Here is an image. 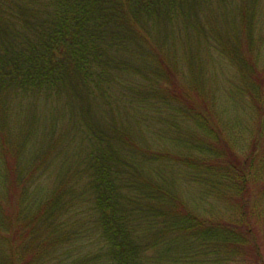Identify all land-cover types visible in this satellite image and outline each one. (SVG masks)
I'll list each match as a JSON object with an SVG mask.
<instances>
[{
  "label": "trees",
  "instance_id": "obj_1",
  "mask_svg": "<svg viewBox=\"0 0 264 264\" xmlns=\"http://www.w3.org/2000/svg\"><path fill=\"white\" fill-rule=\"evenodd\" d=\"M212 4L0 0V190L6 181L11 206L0 203V264L5 258L4 264H48L55 255L61 259L54 264H264V62L249 51L235 55L243 86L236 87L237 96L251 106L252 116L247 145L241 146L219 123L213 126L210 118L217 116L196 88L199 80L193 93L181 82L178 64L185 68L195 57L170 63L158 43L163 34L174 42L185 15ZM240 8L243 51L252 44L249 26L256 18L249 5ZM119 69L127 73L122 86L114 78ZM161 97L183 110L163 112ZM179 119L200 121L186 142L178 139ZM154 141L163 149L153 148ZM51 156L64 157L61 164L87 181H63L65 189L57 187L30 207L27 183ZM27 164L30 177L18 170ZM167 170L181 174L184 183L200 178L211 215L188 206L171 187ZM8 182L15 185L10 195ZM73 205L89 213L75 209L74 221L60 219ZM66 246L76 247L69 252Z\"/></svg>",
  "mask_w": 264,
  "mask_h": 264
},
{
  "label": "rangeland",
  "instance_id": "obj_2",
  "mask_svg": "<svg viewBox=\"0 0 264 264\" xmlns=\"http://www.w3.org/2000/svg\"><path fill=\"white\" fill-rule=\"evenodd\" d=\"M210 1H213V4L211 6L207 7L209 4L207 6L203 5L195 11L193 10L185 15L186 20L180 21V26L184 29L182 35L178 36L174 42H171L168 38L165 37V34H163L160 40H158V43L162 48V53H164L166 61L168 60L170 62L173 60L175 62L182 63V58L186 55H188L186 57L188 59L190 56L195 57V61L189 64L186 63L185 68H181V65L178 64V70L180 69L181 72L179 74L181 82L187 85H191V93H193V91L195 90L193 88L195 84L193 83L195 80L198 79L201 85H196V88H201V92L209 100V105L207 104L208 102L206 103L207 107L209 108L211 113L213 112V114L217 116L210 118L213 126L219 123L218 126L222 127L223 134H230L236 144L239 143L240 145L241 143V146H246L247 138L249 136H247L248 132L245 129L249 128L251 125V106L248 105L246 100L244 102L242 101L243 103L240 102V98L237 96L238 91L241 90L236 89V87L239 86L240 88H243V86L239 85L237 76L238 72L236 70L235 60L240 59L238 57L239 52L245 53L249 51L253 52L256 58L259 57L257 62H264V0H255L254 5L252 4V0H249L250 3H248L247 0ZM243 4H247L250 8H252V10H255L256 20L254 24L249 26L252 44L248 47V50L246 49L242 51L241 45L239 43V38H241L240 35L242 32V10L240 7H242ZM237 37L238 44L240 45L239 50L238 47L234 45ZM124 42L125 41H121V43L118 45L119 48L123 46ZM229 54L238 56H235L234 60H231ZM114 55L120 57V51L114 50ZM117 62L119 64V67L123 66L120 60L117 59ZM240 63L242 65L241 68L245 69L246 66L243 61H240ZM190 68H192V71L190 70ZM238 74L240 78V71ZM126 75V71H122L119 69L115 71L114 78L118 80L120 82V85L122 86L126 84ZM130 82L133 85L138 84V82L135 80H130ZM178 82L180 81L178 80ZM191 95L196 96L195 94ZM194 100L199 101L196 99ZM238 101L240 103H238ZM135 102L137 103V101ZM164 103L165 98L161 97L160 104L163 105L161 106V108H163V112L169 109V107H173V110L177 111H179L178 109L181 108V104L174 103V101H172L171 105L169 106L165 105ZM139 106L143 108V106L146 105ZM136 110H140L138 106L136 107ZM123 112H126V110H123ZM118 116L124 117L121 112L118 114ZM128 116L133 117L131 116V113H129ZM173 121L176 125L177 120L175 119V117ZM183 121L180 119L178 120V124L181 125L183 129L182 135L179 134L178 139H183L185 140L184 142H186L188 141V138L191 139L194 134L193 130L191 131V128H197L198 124H200V121L196 119V121L192 120L189 121L187 124L186 121ZM127 124L130 126H134V123L132 121L128 122ZM197 133L201 134V130H199V132ZM110 134L117 135V133ZM171 136L175 137L173 136V132ZM146 139L148 143H150L149 137H146ZM152 147L158 150L163 149L161 141H154ZM175 147L178 148V152L183 153L182 141H178L177 143H175ZM174 152H176L175 148H173L172 150V153ZM63 158L64 157L61 156H51V161L49 162L47 168L44 170L40 169V171H37L31 178L32 181H28V203L30 207H35L38 203L42 202L46 198V196L54 192L57 187L62 186L65 189L66 184L70 183V180H76L77 183L80 184H84L87 181V178H85L84 175H80L76 172L72 173V166H63V164H61ZM259 158L260 157H258L257 159L260 161ZM260 162L263 163V161ZM153 163L154 165L158 164V162ZM175 165L179 167L178 164ZM27 166L28 167L18 169L19 174H23V176L26 175L27 177H30L32 173L30 172V174H28L29 170L27 168L31 167V164H27ZM169 167H171V164H169ZM64 169H69L70 173H64V175H61L60 172H58ZM261 169L264 170V166H262ZM164 174L167 180L169 181L171 187L175 190L178 195L183 198V200L186 201L189 207H195V210L202 215H205L204 212L206 211V213L211 215L208 212V200L204 194L207 193L206 186H204L202 181L201 183L199 182L198 179L200 178L197 175L192 177L191 181L184 183L181 174H179L180 176L174 175L173 173L170 175L168 170L167 172L165 171ZM260 178H264V172L261 173ZM63 181H66V184ZM13 184L11 182H8V195H10L11 193L13 194L15 192V185L13 186ZM5 185L6 186L2 187V189L0 190V196L2 198H5V195L7 194L6 181ZM260 197L261 200H264L262 198L263 194ZM197 199L198 201L194 202ZM214 202L218 203L219 201L215 200ZM0 203H3L6 206V209L10 210L11 206L8 204L6 198L0 200ZM261 205L262 207L260 210L263 212L264 215V202H261ZM75 209L78 210V213H83L86 215L89 213L84 211L80 207L77 209V206L75 205L67 206L63 209L64 212L62 213L60 219H69L71 221H74ZM36 210L37 208L29 210V213L33 214L36 212ZM9 217L12 216H8L6 217V219L11 221ZM13 217H15L16 219V213L13 215ZM39 227L40 226L36 228V225L34 226L36 231H39ZM29 242V239L21 241V244H23L24 246L23 251H25V245ZM75 247L66 246L69 252L72 251ZM47 255L50 256L49 254ZM59 257L60 255H55L51 257L55 258V260L50 259L51 262H48V264H54ZM59 259H61V257Z\"/></svg>",
  "mask_w": 264,
  "mask_h": 264
}]
</instances>
